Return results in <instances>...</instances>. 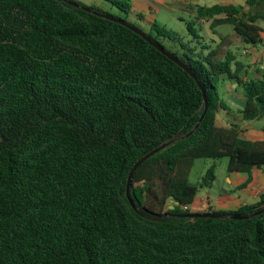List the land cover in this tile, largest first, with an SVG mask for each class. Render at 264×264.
I'll return each instance as SVG.
<instances>
[{
  "label": "trees",
  "instance_id": "16d2710c",
  "mask_svg": "<svg viewBox=\"0 0 264 264\" xmlns=\"http://www.w3.org/2000/svg\"><path fill=\"white\" fill-rule=\"evenodd\" d=\"M102 1L133 12L132 0ZM81 7L0 0V264H264V214L182 217L198 197L190 183L197 160L228 158L229 173L264 169V140L219 120L264 119V69L251 76L232 37L216 39L205 27L216 36L230 26L259 47L264 0L190 5L185 34L157 19L147 32L87 7L137 27L194 71L209 99L195 131L205 111L195 79L131 29ZM227 82L243 90L238 115L219 92ZM168 143L134 175L135 210L130 172ZM215 181L213 166L200 187ZM263 208L264 193L236 211L199 213L250 216Z\"/></svg>",
  "mask_w": 264,
  "mask_h": 264
},
{
  "label": "rangeland",
  "instance_id": "374dc122",
  "mask_svg": "<svg viewBox=\"0 0 264 264\" xmlns=\"http://www.w3.org/2000/svg\"><path fill=\"white\" fill-rule=\"evenodd\" d=\"M86 7L98 6L102 7L114 16L127 17L121 13L118 9L112 8L109 5L103 3L102 0H77ZM137 4V8H133V12L129 15L128 20L136 23L142 27L145 31H150V26L155 19L160 23L165 25L168 29L175 30L181 34L186 33L185 21L191 19L189 14L190 5L199 6H213L215 4H234L236 6H245L246 0H140ZM138 10V11H137ZM136 12V14L134 13ZM142 14L145 18L140 21L137 14ZM258 24L264 29V22H258ZM208 33L216 39H220L222 36L228 35L231 38V43L233 45L232 51L238 56L239 60L251 67L249 71L251 75H256L255 70L258 66L264 69V44L259 47L253 48V45H247L241 42V38L233 31L230 26H223L216 29L218 33L216 36L213 35L212 31L209 30L210 24H205ZM235 36H232V35ZM240 39H238V38ZM220 94L224 102L234 111L235 115L239 109L243 106L240 105L239 97H244L243 90L236 84L227 82L220 88ZM245 99L243 98V101ZM221 123L224 124L222 120L226 118L225 113L221 115ZM228 158H222L218 160L211 159H201L197 160L195 166L190 175V183L199 187L197 198H209L212 202L214 208H219V201L225 200L226 195L224 189L226 188V178L229 176L228 171ZM215 166V174L217 180L213 183L211 188L200 187L202 181L209 168ZM228 197V196H227ZM198 207L193 205L191 207L192 213L198 211Z\"/></svg>",
  "mask_w": 264,
  "mask_h": 264
},
{
  "label": "crops",
  "instance_id": "0c3cea01",
  "mask_svg": "<svg viewBox=\"0 0 264 264\" xmlns=\"http://www.w3.org/2000/svg\"><path fill=\"white\" fill-rule=\"evenodd\" d=\"M132 1L133 6L136 8L137 4L141 2L140 0ZM239 98L238 103L244 107L245 100L243 101V98L245 99V97ZM220 119H222L221 115L219 116V120ZM231 120H233L234 123L241 125L243 129V138L253 141L264 140V133L262 132L264 119L260 121L242 122L241 119H236V121H234V119L225 118L222 120L225 122L223 125H228L232 122ZM226 180L227 184L224 192L227 195L225 200L219 201L222 202L220 203V207L214 208L209 198H197L194 205L197 206L199 210L195 213L205 212L209 209L215 211H236L244 205L257 203L260 200L261 195L264 193V169H254L250 174L229 173Z\"/></svg>",
  "mask_w": 264,
  "mask_h": 264
},
{
  "label": "water",
  "instance_id": "95a60500",
  "mask_svg": "<svg viewBox=\"0 0 264 264\" xmlns=\"http://www.w3.org/2000/svg\"><path fill=\"white\" fill-rule=\"evenodd\" d=\"M74 6L77 7H81L80 5H78L76 2L70 1V0H64ZM84 10L93 13L94 15L98 16V17H102L104 19L119 23L129 29H131L133 32H135L136 34L140 35L141 37H143L148 43H150L154 48H156L158 51H160L163 55H165L166 57H168L171 61L175 62L178 66L182 67L185 71H187L192 78L195 79V81L197 82L200 90L202 91L203 94V98H204V102H205V111L203 113V116L201 117L200 121L198 122L197 126L195 127L194 131L196 129L199 128V126L201 125V123L204 120L205 115L207 114V111L209 109V99H208V95H207V91L204 88L203 84L201 83V81L199 80V78L197 77V75L194 73V71L189 68L187 65H185L180 59H178L175 55H173L172 53H170L169 51H167L163 46L159 45L158 43L154 42L151 38H149L145 33H143L140 29H138L137 27H134L133 25L118 19L116 17L110 16V15H105V14H101L98 13L96 11H93L90 8L87 7H81ZM193 131V132H194ZM192 132V133H193ZM191 133V134H192ZM191 134H189L188 136H190ZM172 143V142H171ZM171 143L165 144L153 151H151L150 153H148L147 155H145L144 157H142L140 160L137 161V163L134 165V167L132 168L129 178H128V185H127V196L128 199L132 205V207L137 210L136 205L133 201V199L131 198V186L133 183V178L134 175L136 173V171L143 165L145 164L149 159H151L152 157H154L155 155H157L158 153H160L162 150H164L166 147H168ZM174 207L172 206L171 209H173ZM264 214V208L260 209L256 212H254L252 215L250 216H245V215H233V216H229L226 217L224 215L221 214H215L212 212L209 213H191V214H187V215H183L182 217L185 218H190V219H199V218H209V219H230V220H236V221H243V220H248L254 216H258Z\"/></svg>",
  "mask_w": 264,
  "mask_h": 264
}]
</instances>
